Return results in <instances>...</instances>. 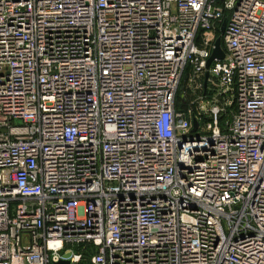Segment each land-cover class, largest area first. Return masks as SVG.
<instances>
[{
  "label": "built area",
  "instance_id": "2783aa9c",
  "mask_svg": "<svg viewBox=\"0 0 264 264\" xmlns=\"http://www.w3.org/2000/svg\"><path fill=\"white\" fill-rule=\"evenodd\" d=\"M88 250L264 264V0H0V264Z\"/></svg>",
  "mask_w": 264,
  "mask_h": 264
},
{
  "label": "water",
  "instance_id": "95a60500",
  "mask_svg": "<svg viewBox=\"0 0 264 264\" xmlns=\"http://www.w3.org/2000/svg\"><path fill=\"white\" fill-rule=\"evenodd\" d=\"M224 26H225V22H223L221 25L220 33L223 32ZM224 57H225V53L221 49L220 39L217 38L215 43H214V49H212L211 54L206 61L205 69H207L209 67V65L212 63V61H221L224 59ZM206 76H207V74L204 75V78H206ZM195 127H196V124L194 121H192V131H194ZM63 264H65V263H63Z\"/></svg>",
  "mask_w": 264,
  "mask_h": 264
},
{
  "label": "trees",
  "instance_id": "16d2710c",
  "mask_svg": "<svg viewBox=\"0 0 264 264\" xmlns=\"http://www.w3.org/2000/svg\"><path fill=\"white\" fill-rule=\"evenodd\" d=\"M188 90H186L184 82L180 83L179 89L175 96V104L178 108H183L186 106V104L189 102L190 98L188 94ZM90 255V250H88L83 255V263H87L88 257Z\"/></svg>",
  "mask_w": 264,
  "mask_h": 264
},
{
  "label": "rangeland",
  "instance_id": "374dc122",
  "mask_svg": "<svg viewBox=\"0 0 264 264\" xmlns=\"http://www.w3.org/2000/svg\"><path fill=\"white\" fill-rule=\"evenodd\" d=\"M186 90H188V92H189V93H188V94H189V97H191V98H192V96H193V94H192V91H190V90H189V89H187V88H186ZM191 98H190V99H191Z\"/></svg>",
  "mask_w": 264,
  "mask_h": 264
}]
</instances>
